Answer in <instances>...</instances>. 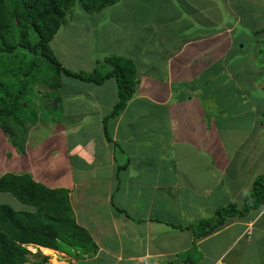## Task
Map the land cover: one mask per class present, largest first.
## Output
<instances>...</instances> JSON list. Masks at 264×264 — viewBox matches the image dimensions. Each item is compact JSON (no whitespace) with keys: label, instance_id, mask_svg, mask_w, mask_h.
<instances>
[{"label":"crops","instance_id":"obj_1","mask_svg":"<svg viewBox=\"0 0 264 264\" xmlns=\"http://www.w3.org/2000/svg\"><path fill=\"white\" fill-rule=\"evenodd\" d=\"M132 8L130 26L111 21V38L104 18L91 26L85 21L89 67L81 66V54L78 65L62 61L91 72L101 59L108 69L111 54L134 60L135 93L108 125L112 141L104 118L118 99L116 80L96 84L67 76L60 87L67 92H53L52 107L50 98L42 106L60 108L61 117L51 111L44 117L37 104L24 153L0 127V177L29 173L69 191L77 222L98 247L75 257L76 264H264V207L231 216L200 237L191 227L221 205L242 206L254 179L264 176V97L255 101L243 93L241 79L226 84L241 78V60H250L248 70L264 67V42L255 39L264 29V0H141ZM127 33L141 46L159 33L166 72L154 55L144 63V49L122 50L118 41ZM150 45L156 54L155 41ZM253 83L264 87L258 76ZM40 248L65 257L57 264L74 257Z\"/></svg>","mask_w":264,"mask_h":264},{"label":"trees","instance_id":"obj_2","mask_svg":"<svg viewBox=\"0 0 264 264\" xmlns=\"http://www.w3.org/2000/svg\"><path fill=\"white\" fill-rule=\"evenodd\" d=\"M133 1L134 5L141 3V0ZM121 2L126 7L131 4L129 0H0V127L9 133V140L19 152L26 151L29 129L38 117L37 105L32 100L34 90L42 84L49 89H60L63 74L96 84L110 78L116 80L118 99L104 118L107 139L112 141L108 125L121 115L135 93L134 60L111 54L105 57L108 69L102 73L98 67L91 72L76 71L58 58L51 41L79 6L94 13ZM0 192L11 193L26 206L16 209L0 203V264H48L47 254L31 259V245L60 250L78 258L97 251L89 230L76 220L67 189L50 188L29 173L8 172L0 177ZM262 207L264 176L258 175L242 206L234 202L221 205L213 216L191 227L200 237L220 228L231 216L242 217Z\"/></svg>","mask_w":264,"mask_h":264},{"label":"rangeland","instance_id":"obj_3","mask_svg":"<svg viewBox=\"0 0 264 264\" xmlns=\"http://www.w3.org/2000/svg\"><path fill=\"white\" fill-rule=\"evenodd\" d=\"M130 7V8H129ZM129 7H124V4L118 3L115 4L113 7H110V9H105L102 10L100 12H94V13H88L87 11H85L84 9H82L80 6L78 7L77 11L74 12V14H72L70 16V19L67 20V25L62 27L58 34L53 38V40L51 41V45L53 47V49L55 50L56 55L58 56V58L62 61L66 63H71V65H78V61H77V54H81V58L80 61L81 66L85 68V66L89 67V63H90V58L87 57V55H91L90 51L92 48V44L88 43V39H86L85 37H83V33L84 30H87L88 28L86 27V22L89 23V26H91L92 24H94V19L95 18H104V21L107 23V26H109L108 28V33L107 35L113 36L114 33V29L116 27H114L111 24V21L113 22H118V23H123L125 24V26H130V22L131 19L129 18V11L133 10V6L130 4ZM137 8V7H136ZM251 12H249L247 14V20H249L250 22H253V20L251 19ZM97 15V17L95 16ZM254 16V12L252 14ZM86 21V22H85ZM137 23H140V21H138ZM255 23H262L261 20L255 22ZM133 30V29H131ZM121 31V30H120ZM119 31V32H120ZM262 31V30H261ZM248 33L252 35V33H250V30H248ZM125 34V33H124ZM123 34V35H124ZM121 36L120 39L122 38L124 41L120 42L118 41L121 46H122V50H123V46L125 45L127 48L130 49H135V51L137 53H139L138 49H144V53H143V60H145L144 63H146V59L153 56L158 64V69H162L164 72H166V67H165V61L163 59V53L161 50V46L159 43V33L158 34H153V37H149L146 39L145 44L143 46H141V44L138 45L137 41L135 40L134 36L132 34H126L124 36ZM257 38L255 37V39H260L262 42H264V31L259 33H256ZM111 38V37H110ZM119 39V40H120ZM113 40L115 39H111L110 41L113 42ZM151 41H155V43L157 44V52L156 54L153 53L155 51L154 48H152L151 46L154 45H150ZM131 42V43H130ZM154 44V43H152ZM254 44H256V42L254 41ZM102 53H105V51H102ZM100 54L101 56H103L104 54ZM245 56L247 55V53L244 54ZM243 55V56H244ZM255 57L252 58V60H255L258 62L259 64V59ZM261 58L264 59V54L261 55ZM260 58V59H261ZM250 60H241V78L239 76V78H237L234 75V78H227L226 79V84H228V82L231 81H236V83L238 81L243 82L246 87L242 86L241 84V90L243 93H251V97L252 100L255 101H261L264 97V87L260 86V85H256L254 88H252L254 86L251 84L256 77L258 76L260 79V82H264V67L261 68V70L258 69H250L248 70V63ZM45 62V61H44ZM143 63V64H144ZM104 64V62L101 61L99 62V67L101 71V73L103 71H106L105 67H102V65ZM68 67V65H66ZM80 66V67H81ZM101 66V67H100ZM70 68V67H68ZM86 71H88V69H86ZM55 73V72H53ZM54 75L52 74L51 77H53ZM67 78L66 75H62V79L65 80ZM71 79L73 80H77L71 77ZM249 80V83H248ZM264 84V83H263ZM229 85V84H228ZM246 88V89H244ZM252 88V90H251ZM69 89L71 90V86H69ZM68 87L66 85H64L62 87V89H49L47 87H45L43 84L40 86L38 85L36 87V90H34V97H33V103H35L36 105L38 104L42 110H41V114L45 116L49 115V111H51V115H55V117H61V111L60 108H48V109H44V103H46L47 98L51 99L50 101H48L49 107H52V103L53 101V95L54 93L57 94L59 92V96H62L64 94V92H67ZM244 90V91H243ZM42 92V93H41ZM54 92V93H53ZM53 94V95H52ZM38 102H41L42 104H39ZM43 106V107H42ZM234 110V109H233ZM229 112H231V109L228 110ZM262 111L264 112V108H262ZM228 112V114H229ZM232 118V117H231ZM239 117L237 116V114L235 115V117H233V119H238ZM20 124H18L17 126H19ZM231 133V131H227V133ZM6 136L9 138V133L6 134ZM228 138V135L226 136ZM0 203H8L10 205H12L14 208L16 209H21L20 203L17 201V199L9 192H0ZM30 249L32 250L33 254L31 255V259H35V258H39L38 255L40 254H47L49 255V260H48V264H57L54 263V259H57L60 257V259L65 258L62 255H58L59 257H57V253H55L54 250H48L45 248V250L43 248H37L36 246L33 247V245L29 246ZM41 252V253H40ZM53 260V261H52ZM78 260L75 259V256L72 259H69L68 263L66 262V264H76Z\"/></svg>","mask_w":264,"mask_h":264},{"label":"bare ground","instance_id":"obj_4","mask_svg":"<svg viewBox=\"0 0 264 264\" xmlns=\"http://www.w3.org/2000/svg\"><path fill=\"white\" fill-rule=\"evenodd\" d=\"M33 247H34V245H33ZM36 247H37V246H36ZM56 262H58L57 259H54V263H56Z\"/></svg>","mask_w":264,"mask_h":264}]
</instances>
